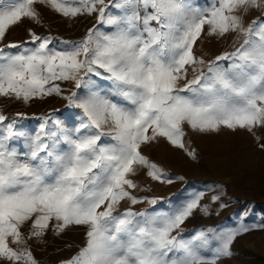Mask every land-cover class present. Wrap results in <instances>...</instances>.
<instances>
[{
  "label": "snow or ice",
  "instance_id": "snow-or-ice-1",
  "mask_svg": "<svg viewBox=\"0 0 264 264\" xmlns=\"http://www.w3.org/2000/svg\"><path fill=\"white\" fill-rule=\"evenodd\" d=\"M36 4L66 18L96 13L97 22L112 30L89 29L79 41H62L68 45L63 50L31 29L30 40L4 43L25 18L40 23ZM110 6L126 11L108 14ZM260 6V0H212L207 8L178 0H0V97L27 104L63 96L57 81L82 90L63 96L81 113L71 130L58 121L50 128L49 117L27 135L15 121L5 124L9 117L0 112V260L37 264L28 239L43 237L50 226L60 234L70 225L86 227V242L64 264H216V256L203 254L208 233L218 242L217 256L231 255L234 240L249 226L181 235L203 194L173 211L118 209L124 201L157 204L156 197L133 194L138 169L153 181L174 182L142 146L163 138L195 158L184 143L185 124L200 133L264 126V22L244 23V15ZM205 29L210 37L236 33L243 43L206 60L194 52ZM220 61L232 63L226 68ZM93 77L110 87L102 93ZM13 137L23 139L25 150L10 145ZM201 210L207 213V206Z\"/></svg>",
  "mask_w": 264,
  "mask_h": 264
},
{
  "label": "rangeland",
  "instance_id": "rangeland-1",
  "mask_svg": "<svg viewBox=\"0 0 264 264\" xmlns=\"http://www.w3.org/2000/svg\"><path fill=\"white\" fill-rule=\"evenodd\" d=\"M7 3L8 0H2ZM110 0H105L109 3ZM112 3L118 0H111ZM193 8L210 7L212 0H178ZM259 8L250 9L244 15L245 26L257 21L264 22V0H260ZM40 14V23L25 18L17 26L9 29L4 43L25 42L30 40L29 29L37 35L53 38L50 47L63 50L68 45L62 41L76 42L81 40L89 29H96L101 33H108L112 29L108 25L97 22V14L78 15L66 18L51 10L50 7L34 5ZM124 8L109 7L108 14H123ZM143 15L144 9L140 8ZM154 26H155V22ZM202 34L197 41L194 52L206 60H214L224 52H233L241 43L243 36L230 33L226 37H210ZM27 47L33 45L28 44ZM15 51V50H13ZM231 61H220L224 67H229ZM191 78V73L189 74ZM95 86L101 92L106 91L111 82L100 77H93ZM63 89V96L75 91L71 81H57ZM86 91V90H85ZM63 96L51 95L44 98H34L25 104L15 99L0 97V112L9 117L5 124L15 121L18 131L27 135H34L42 118H49V127L52 121H58L59 127L71 130L81 121L80 110L71 107ZM21 113V116H17ZM184 143L189 150L195 152V158L189 156L183 149L171 145L161 138L150 145L142 146V152L150 160L164 169L173 179L172 184H162L151 180L145 169H138L133 179L138 188L133 191L136 196L158 198L156 205L147 202L131 205L130 202L121 203L118 211L132 207L134 211H173L183 205L196 194H203L200 200L201 207L181 226V235L190 237L200 230L214 229L215 232L234 229L240 225H247L250 231L238 236L231 245V255H216L218 242L213 233H208L210 240L208 248L203 254L212 258L216 256V264H264V126H255L251 132L246 129L231 130L221 126L218 131L200 133L194 131L187 124L184 125ZM2 134V132H0ZM104 137L102 141H109ZM10 145L24 149L22 138L13 137ZM66 147V145H62ZM182 177L183 179H178ZM145 189V191H141ZM219 199L213 202L212 198ZM221 205H226L221 207ZM207 206V213L201 209ZM30 224L22 228L25 238L28 237ZM175 234V233H174ZM86 227L70 225L62 233L57 234L50 226L41 238L28 239L27 247L31 250L37 264H64L75 256L85 245ZM19 248L17 245H11ZM0 264H10L0 260Z\"/></svg>",
  "mask_w": 264,
  "mask_h": 264
}]
</instances>
